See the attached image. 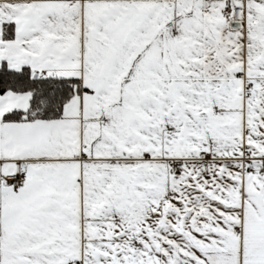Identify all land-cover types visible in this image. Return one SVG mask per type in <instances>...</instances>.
<instances>
[{"label": "snow or ice", "instance_id": "obj_1", "mask_svg": "<svg viewBox=\"0 0 264 264\" xmlns=\"http://www.w3.org/2000/svg\"><path fill=\"white\" fill-rule=\"evenodd\" d=\"M0 264H264V0H0Z\"/></svg>", "mask_w": 264, "mask_h": 264}]
</instances>
